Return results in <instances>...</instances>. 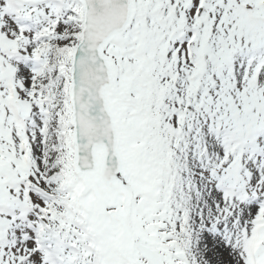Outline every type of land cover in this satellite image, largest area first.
<instances>
[{
  "label": "snow or ice",
  "instance_id": "obj_1",
  "mask_svg": "<svg viewBox=\"0 0 264 264\" xmlns=\"http://www.w3.org/2000/svg\"><path fill=\"white\" fill-rule=\"evenodd\" d=\"M0 264H264V0H0Z\"/></svg>",
  "mask_w": 264,
  "mask_h": 264
}]
</instances>
